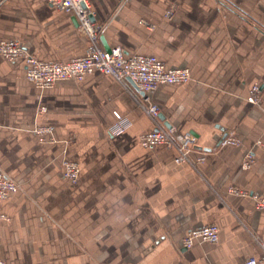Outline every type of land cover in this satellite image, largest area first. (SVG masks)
I'll return each instance as SVG.
<instances>
[{
  "label": "crops",
  "instance_id": "crops-1",
  "mask_svg": "<svg viewBox=\"0 0 264 264\" xmlns=\"http://www.w3.org/2000/svg\"><path fill=\"white\" fill-rule=\"evenodd\" d=\"M97 44L150 55L191 80L148 97L94 72L40 89L22 62L0 57V171L19 190L0 200L6 264H240L261 255L264 212L237 189L264 195V0H87ZM16 40L43 61L81 57L88 40L47 0H0V41ZM257 86L261 104L247 101ZM43 108V112L39 109ZM117 112L129 127L110 134ZM157 125L194 138L190 162L139 137ZM49 127L42 140L33 130ZM237 146H217L224 134ZM70 139H73L71 142ZM260 142L261 144H258ZM254 162L242 168L245 155ZM202 157L203 161L197 163ZM80 166L72 183L62 161ZM213 224L215 244L182 247Z\"/></svg>",
  "mask_w": 264,
  "mask_h": 264
},
{
  "label": "built area",
  "instance_id": "built-area-1",
  "mask_svg": "<svg viewBox=\"0 0 264 264\" xmlns=\"http://www.w3.org/2000/svg\"><path fill=\"white\" fill-rule=\"evenodd\" d=\"M51 7L71 15L77 23V29L88 40V47L83 56L66 61H43L27 52L24 46L16 40L0 41V57L10 63L22 62L25 79L40 89L52 87L60 81H81L87 75L98 72L115 79L118 83L127 87L131 85L129 79L140 93V106L147 116L157 120L159 110L152 104L148 95L161 85H181L191 80V74L187 68H168L165 63L150 55L133 54L126 55L121 47H112L109 51L98 46L97 41L100 26L93 20V11L87 0H47ZM247 101L251 105L261 104L260 91L253 86L248 91ZM44 109L40 108L39 112ZM115 122L110 128V134L118 135L124 132L130 125L128 119L117 112H113ZM34 134L42 140L50 137L49 127L37 126ZM71 142L73 139H70ZM219 146H237L239 140L231 134H224L220 138ZM143 148L165 147L176 152L175 162H190L189 153L194 146V138L189 134H180L173 127L157 125L155 129L139 137ZM258 144H261L258 142ZM203 158L197 159V163ZM254 162L251 154L245 155L242 168L249 169ZM63 178L76 183L79 178L80 166L70 159L62 161ZM19 190V186L2 171H0V200H5L11 193ZM230 191L238 196L248 197L256 210L264 212V195L237 189ZM0 218L3 215L0 214ZM218 228L209 224L190 230L182 239L181 244L189 249L195 242L215 244L218 241ZM261 255L250 257L240 264H264V243H260ZM0 264H6L0 259Z\"/></svg>",
  "mask_w": 264,
  "mask_h": 264
},
{
  "label": "water",
  "instance_id": "water-1",
  "mask_svg": "<svg viewBox=\"0 0 264 264\" xmlns=\"http://www.w3.org/2000/svg\"><path fill=\"white\" fill-rule=\"evenodd\" d=\"M73 22L77 26L76 20L74 18H73ZM102 43H103L104 49L106 51H109L110 48L104 43L103 39H102ZM127 81L135 88L134 84L129 79ZM167 127H169V125H167ZM219 144H220V141H218L217 146H219Z\"/></svg>",
  "mask_w": 264,
  "mask_h": 264
}]
</instances>
